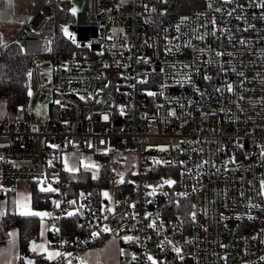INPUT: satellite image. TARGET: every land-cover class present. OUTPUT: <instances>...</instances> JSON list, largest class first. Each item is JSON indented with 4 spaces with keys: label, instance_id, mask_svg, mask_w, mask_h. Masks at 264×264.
Returning <instances> with one entry per match:
<instances>
[{
    "label": "built area",
    "instance_id": "obj_1",
    "mask_svg": "<svg viewBox=\"0 0 264 264\" xmlns=\"http://www.w3.org/2000/svg\"><path fill=\"white\" fill-rule=\"evenodd\" d=\"M46 1L13 38L31 59L23 115L8 120L0 94V199L15 180L55 189L59 255L35 264H80L87 243L121 234L126 264H264V0L174 15L164 0H86L76 42L62 35L54 52ZM81 151L132 155L128 187L111 202L87 185L70 194L63 162ZM69 213L80 227L67 236Z\"/></svg>",
    "mask_w": 264,
    "mask_h": 264
},
{
    "label": "trees",
    "instance_id": "obj_2",
    "mask_svg": "<svg viewBox=\"0 0 264 264\" xmlns=\"http://www.w3.org/2000/svg\"><path fill=\"white\" fill-rule=\"evenodd\" d=\"M205 0H164L165 12L174 15L186 11L192 7L203 5ZM67 0H47L42 5V10L49 15L53 21L55 32L52 41V52L66 47L61 34L60 24L65 22L69 13L67 12ZM31 59L21 53L13 40L0 44V94L4 95L7 109L15 112L19 105L23 106L26 101V77ZM122 152H110L104 156H96L100 160L97 165L89 169L78 167L74 173H65L64 177L69 181V193L75 195L79 186L87 185L91 188L101 189L108 187L114 180V196L128 187L131 173L124 172L122 181L116 180L114 171L120 167ZM130 169V168H129ZM114 176V177H113ZM31 184V183H29ZM29 205L35 208H49L51 202L48 192L38 191L35 185H30ZM97 195H99L97 193ZM8 202V199H7ZM6 202V203H7ZM40 217L36 215L20 214L10 205H6L0 218V225L4 230L15 227L17 233L18 259L17 264H22V258L28 256L35 261L45 262V258L31 254V246L38 237V226ZM62 230L67 236L72 235L79 229L76 214L67 216L60 222ZM109 235H101L97 240L87 243L82 250L98 247ZM53 262L52 264H61Z\"/></svg>",
    "mask_w": 264,
    "mask_h": 264
},
{
    "label": "rangeland",
    "instance_id": "obj_3",
    "mask_svg": "<svg viewBox=\"0 0 264 264\" xmlns=\"http://www.w3.org/2000/svg\"><path fill=\"white\" fill-rule=\"evenodd\" d=\"M43 3V0H5L3 9V12H0V21H2V17L5 18V22L4 25V30L5 33L4 34H11L12 36L16 35L18 30L21 27V22L24 21L25 16H28L32 13H34L37 8ZM67 12L69 13L68 18L65 20V22H62L60 24L61 27V33L64 36V29L67 28L68 32H71V24L74 23L75 19H73V17L75 16L76 13L78 12H85L86 11V0H67ZM73 9H75V14H73ZM3 34V35H4ZM4 37V36H3ZM4 40H1V42H4ZM40 64L42 65V69H41V76L42 77H46L49 78L50 76V71L49 68L45 67L43 62L48 59L47 56H41L38 58ZM26 101L24 103L23 106H26ZM23 115V110H18L16 109L15 112H12L10 109H8V113L6 118L8 120H12L14 117H20ZM42 116V115H41ZM70 156L66 157L64 162H63V166L65 167L66 163L69 169H76L78 167H85L87 169L94 167V165H97L99 163L100 160H98L99 158L93 155H89L86 152H78V153H69ZM122 156V162H120V167L116 168L114 171V175H116V180L117 181H122V177L124 175L125 171H128L129 173L132 172V168L131 165L133 163V157L132 155L128 154V153H122L120 154ZM127 160H129V162L127 163ZM87 165V167H86ZM66 168V167H65ZM130 168V169H129ZM92 169V168H91ZM68 172H70L69 170H67ZM114 177V176H113ZM31 183V184H29ZM30 185H35L36 189L38 191H41V188H48L49 186H47L46 184H42L40 182H29V181H23V180H15L14 181V186L12 189L10 190H6L8 192L7 197H6V201L4 199H0V214L2 215V213L4 212L6 205L8 203V205L11 206L12 209H14V211L23 214V215H32L30 213H47L49 212V208H35V207H31L29 205V199H30ZM41 192H49V191H41ZM108 193V196L106 197L108 201H112L113 200V192H114V180H112L109 184L108 187H103L101 189V193L104 196V193ZM8 199V202H7ZM7 202V203H6ZM37 216V215H36ZM40 218H42L40 220L39 226H38V233L42 232L43 230L45 231V233H47V231L50 230L51 225L53 220L49 218V214L45 215L43 217L39 216ZM15 227L10 228L8 231H5L6 234V238L7 240L9 238H11L14 234H15ZM125 237L126 234H121L119 236V240L121 242V263L120 264H126V262L128 261V249L124 246L125 244ZM38 242V239L35 240L31 246V254L32 255H39V254H35L37 253L35 250V245ZM46 242L48 245V250H51L49 252V256H44L47 255L46 253L42 252V256L50 261L52 259H54L55 257H57L56 253H58L57 249L53 248L48 239L46 238ZM88 249V248H87ZM55 252H54V251ZM44 254V255H43Z\"/></svg>",
    "mask_w": 264,
    "mask_h": 264
},
{
    "label": "crops",
    "instance_id": "obj_4",
    "mask_svg": "<svg viewBox=\"0 0 264 264\" xmlns=\"http://www.w3.org/2000/svg\"><path fill=\"white\" fill-rule=\"evenodd\" d=\"M5 0H0V12H3ZM27 16H25V19ZM24 19V20H25ZM2 21L5 22V18L2 17ZM0 21V44L3 43L1 40L10 41L15 37L11 34H4V23ZM22 25V22L20 23ZM19 32V30H18ZM17 32V33H18ZM4 34V35H3ZM4 36V37H3ZM4 41V42H5ZM15 230V229H14ZM47 234L43 230L38 233V242L35 245V250L37 253L42 254L46 253L49 256L48 245L46 242ZM47 246V247H46ZM121 242L115 236L109 235L103 243L98 247L88 248L82 251H79L77 260L80 264H120L121 263ZM54 251V250H53ZM55 252V251H54ZM18 259V245H17V233L9 238L6 244L0 247V264H17Z\"/></svg>",
    "mask_w": 264,
    "mask_h": 264
},
{
    "label": "snow or ice",
    "instance_id": "obj_5",
    "mask_svg": "<svg viewBox=\"0 0 264 264\" xmlns=\"http://www.w3.org/2000/svg\"><path fill=\"white\" fill-rule=\"evenodd\" d=\"M72 11H73V14H75V11L76 10L73 9ZM64 33H65L66 36L69 37V39H72L73 43L76 42L75 39L72 37L71 33L68 32L67 28L64 29ZM229 89L231 90V86L230 85H229ZM104 119H107V117L105 116ZM65 167H66V170H69V171H72L73 170V169H69L68 168L67 163H66ZM86 167H87V165H86ZM165 183H167L168 185H171V184L174 183V181L167 180V181H165ZM262 187H264V185H262ZM41 191H55V189H53V188H51L49 186L48 188H41ZM81 195H83V194H81ZM104 196L107 197L108 196V193L105 192L104 193ZM69 203H74V202L73 201H69ZM56 204H57V207H58L59 206V203L56 202ZM30 214L37 215V216H41V217H43L45 215H48L47 213H30ZM69 215H72V213H69ZM104 231H108V229H104ZM93 235L95 236V235H97V233H94ZM124 239L127 240V239H130V237H125ZM176 251L179 252V249H176ZM56 255H59V253H56ZM149 259H152V258L149 257ZM29 264H31V262H29Z\"/></svg>",
    "mask_w": 264,
    "mask_h": 264
},
{
    "label": "water",
    "instance_id": "obj_6",
    "mask_svg": "<svg viewBox=\"0 0 264 264\" xmlns=\"http://www.w3.org/2000/svg\"><path fill=\"white\" fill-rule=\"evenodd\" d=\"M21 105H19L18 107H17V109L19 110V109H21ZM29 262H31V264H35V261H34V258H31V257H28V256H24L23 258H22V264H29Z\"/></svg>",
    "mask_w": 264,
    "mask_h": 264
}]
</instances>
